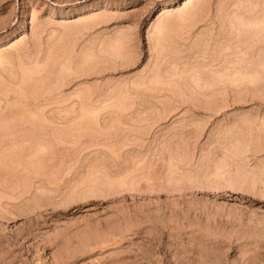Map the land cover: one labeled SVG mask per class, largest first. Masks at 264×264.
Wrapping results in <instances>:
<instances>
[{"label": "rangeland", "instance_id": "rangeland-1", "mask_svg": "<svg viewBox=\"0 0 264 264\" xmlns=\"http://www.w3.org/2000/svg\"><path fill=\"white\" fill-rule=\"evenodd\" d=\"M185 1L0 0V264H264V0Z\"/></svg>", "mask_w": 264, "mask_h": 264}, {"label": "bare ground", "instance_id": "bare-ground-1", "mask_svg": "<svg viewBox=\"0 0 264 264\" xmlns=\"http://www.w3.org/2000/svg\"><path fill=\"white\" fill-rule=\"evenodd\" d=\"M194 1V0H193ZM193 1L192 0H186L185 1V3H184V7H186V8H184L185 10V13H187V11H190L189 9H188V7H190V4H192L193 3ZM198 2V1H197ZM205 2H207V1H205ZM195 3V2H194ZM208 3V2H207ZM204 4V3H203ZM192 6V5H191ZM195 6V5H194ZM193 6V7H194ZM168 7V6H167ZM166 7V8H167ZM196 7V6H195ZM194 7V8H195ZM206 7V6H205ZM254 7V6H253ZM193 8V9H194ZM198 8H200V7H198ZM165 9V8H164ZM163 9V10H164ZM183 9V8H182ZM202 9H204V8H202ZM196 10V9H195ZM164 11H166V9L164 10ZM167 11H168V9H167ZM182 11V10H181ZM192 11V10H191ZM194 11V10H193ZM198 11V9L196 10V12ZM204 10H202L201 12H203ZM238 12V11H237ZM166 13V12H165ZM184 13V14H185ZM194 13H195V11H194ZM179 14V13H178ZM181 14H182V12H181ZM188 14H191V12H189ZM187 14V15H188ZM242 14V13H241ZM191 15H193V14H191ZM195 15V14H194ZM237 15V14H236ZM243 15V14H242ZM179 16V15H178ZM184 16V15H183ZM183 16H182V19L184 20V18H183ZM235 16V15H234ZM179 17H181V16H179ZM178 17V18H179ZM236 18H237V16H235ZM191 19L190 18V16L188 15L187 17H186V19ZM239 18L240 19H242L241 18V15L239 16ZM239 18H237L238 19V21H240L239 20ZM177 19V18H176ZM185 19V20H186ZM237 21V22H238ZM242 21V22H241ZM240 21V23H242L244 26H247L249 29H251L252 31H253V33H254V36L255 37H258V36H260V35H262V34H264V14L263 15H261L260 17H253V18H251V19H247L246 21H244V19L243 20H241ZM239 23V22H238ZM172 27L174 26V24L173 25H171ZM170 26V24H166V23H161V25H159L158 26V28H157V30H156V32H158V33H162V32H164L165 30H167V28L169 29V27H171ZM244 31V30H243ZM166 32V31H165ZM245 36V35H244ZM113 40V39H112ZM116 41V40H115ZM103 43V42H102ZM167 46V45H166ZM162 47V46H161ZM165 47V46H164ZM123 48V47H122ZM119 51H120V49H118ZM20 58H21V56H20ZM11 59V57L9 58V55L8 54H3L2 56H0V64H5V63H10V62H12V60H10ZM14 61V60H13ZM48 63V62H47ZM237 63V62H236ZM238 64V63H237ZM7 64H5V65H3V66H6ZM9 65V64H8ZM18 65V64H17ZM234 65V64H233ZM262 65V64H261ZM23 67V66H22ZM259 67H260V64H259ZM263 67V66H262ZM24 68V67H23ZM233 68V67H232ZM252 68V67H251ZM25 69V68H24ZM24 69H23V71H24ZM38 69V68H37ZM227 69V68H226ZM229 69V68H228ZM227 69V70H228ZM245 69V68H244ZM258 69V68H257ZM2 70V69H1ZM227 70H225V71H227ZM27 71V70H26ZM22 72V71H21ZM25 72V71H24ZM228 72V71H227ZM257 72L258 71H256L255 69H245V70H243V69H235L233 72H232V74L230 75L229 73H230V70H229V73H226V72H222V73H219V75L220 76H223V75H225V76H227L228 75V77H230L231 76V80H233V81H235V82H237V81H242L243 79H248V80H255V77H257ZM26 74H27V72H25ZM212 74V73H211ZM12 76V75H11ZM23 76V75H22ZM157 76V75H156ZM24 77V76H23ZM201 77V76H200ZM205 77V76H204ZM215 77V76H214ZM199 78V77H198ZM203 78V77H202ZM201 78V79H202ZM207 78V77H206ZM23 79V78H22ZM22 79H21V82H22ZM36 79V78H35ZM45 79V78H44ZM49 79V78H48ZM200 78L199 79H197L196 81H197V83H198V81L199 80H201ZM213 79V78H212ZM242 79V80H241ZM25 80H26V78H25ZM151 80V79H150ZM211 80V79H210ZM216 80V79H215ZM3 81V80H2ZM24 81V80H23ZM42 81V80H41ZM153 81V80H152ZM161 81V80H160ZM8 82V81H7ZM226 82V81H225ZM2 84V83H1ZM33 84V83H32ZM216 84V83H215ZM22 85H23V83H22ZM179 85V84H178ZM225 85V84H224ZM138 86V85H137ZM6 88H8V87H6ZM48 88H50V87H48L47 86V89ZM42 89V88H41ZM40 91V90H39ZM36 93L38 92V91H35ZM225 92V91H224ZM39 93V92H38ZM34 94V93H33ZM14 107V106H13ZM19 107V106H18ZM88 109V108H87ZM69 110V109H68ZM89 111V110H88ZM65 112V111H64ZM84 112H86V111H84ZM93 112V111H92ZM96 112V111H95ZM93 114V113H92ZM81 119V118H80ZM68 123H70V122H68ZM71 123H73L72 121H71ZM70 127H71V125H69ZM77 126V125H76ZM81 126V125H80ZM75 130V129H74ZM36 144V143H35ZM42 148V147H41ZM47 147H45L44 149H46ZM43 150V149H42ZM34 155V154H33ZM36 155V154H35ZM33 164V163H32ZM219 168H220V166H219ZM232 175V174H231ZM218 176V175H217ZM228 176V175H227ZM230 176V175H229ZM228 176V177H229ZM232 178V177H231ZM229 182V181H228ZM233 184V183H232ZM255 184V183H254ZM230 185V184H229Z\"/></svg>", "mask_w": 264, "mask_h": 264}]
</instances>
